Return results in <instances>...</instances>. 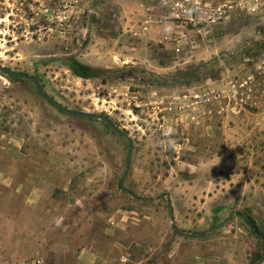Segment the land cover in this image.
<instances>
[{
	"label": "rangeland",
	"instance_id": "rangeland-1",
	"mask_svg": "<svg viewBox=\"0 0 264 264\" xmlns=\"http://www.w3.org/2000/svg\"><path fill=\"white\" fill-rule=\"evenodd\" d=\"M152 13L0 0V65L132 142L122 180L127 138L0 71V264H264V19L232 14L177 53L165 23L143 30Z\"/></svg>",
	"mask_w": 264,
	"mask_h": 264
},
{
	"label": "built area",
	"instance_id": "built-area-1",
	"mask_svg": "<svg viewBox=\"0 0 264 264\" xmlns=\"http://www.w3.org/2000/svg\"><path fill=\"white\" fill-rule=\"evenodd\" d=\"M152 8L159 15L148 14L143 21V30L147 25H161L169 22L174 26L172 41L177 53L179 44L186 46L189 42L187 32H207L213 26H221L232 14L264 19V0H151ZM187 9H195L186 14ZM205 30V31H204ZM182 48V47H180ZM32 264H41L40 260Z\"/></svg>",
	"mask_w": 264,
	"mask_h": 264
},
{
	"label": "water",
	"instance_id": "water-1",
	"mask_svg": "<svg viewBox=\"0 0 264 264\" xmlns=\"http://www.w3.org/2000/svg\"><path fill=\"white\" fill-rule=\"evenodd\" d=\"M0 71L3 72L4 74L8 75V76L18 77V78H22V79H26V80L31 81L35 85L36 89L38 90V92L42 96V98H44L49 104L54 106L56 109H58L63 114L68 115V116H77V117L93 119V120H95V119L102 120L115 133L127 138V140H128V152H127V161H126V171H125V174H124L122 180L125 178V176L127 175L129 166H130V155H131V149H132V142H131V140L128 139V137L124 133L120 132L106 117H104L102 115H97V114H87V113H84V112L66 110L64 107H62L60 104L55 102L50 96H48L44 92L42 86L40 85L38 79L35 76L29 75V74H26V73H23V72L12 71V70H10V69H8V68H6L4 66H1V65H0ZM122 180L120 181V186H121L122 189L126 190V188H124L122 186ZM126 191H128V190H126ZM222 225H223V223H221L220 225H218L216 227H220Z\"/></svg>",
	"mask_w": 264,
	"mask_h": 264
},
{
	"label": "clouds",
	"instance_id": "clouds-1",
	"mask_svg": "<svg viewBox=\"0 0 264 264\" xmlns=\"http://www.w3.org/2000/svg\"><path fill=\"white\" fill-rule=\"evenodd\" d=\"M195 11V9H187L186 14H190L191 12ZM174 31V26L171 23H165L163 32L166 36L171 35V33ZM175 134V128L174 127H166L163 131V139L160 141V146L165 148L166 150H178L180 145L177 143L175 139H173V136ZM219 161L221 158H218Z\"/></svg>",
	"mask_w": 264,
	"mask_h": 264
},
{
	"label": "crops",
	"instance_id": "crops-1",
	"mask_svg": "<svg viewBox=\"0 0 264 264\" xmlns=\"http://www.w3.org/2000/svg\"><path fill=\"white\" fill-rule=\"evenodd\" d=\"M173 45H174L173 47L177 46L175 42H173ZM178 46H179V49L183 48V44H179ZM180 47H182V48H180ZM32 199H34V195L33 194L29 195V197L27 199L28 200L27 204L30 205V206L34 205V201ZM35 205H36V202H35Z\"/></svg>",
	"mask_w": 264,
	"mask_h": 264
}]
</instances>
